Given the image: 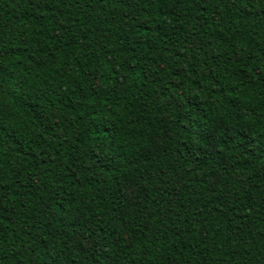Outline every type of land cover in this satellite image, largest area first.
I'll list each match as a JSON object with an SVG mask.
<instances>
[{
    "label": "trees",
    "instance_id": "1",
    "mask_svg": "<svg viewBox=\"0 0 264 264\" xmlns=\"http://www.w3.org/2000/svg\"><path fill=\"white\" fill-rule=\"evenodd\" d=\"M0 264H264V0H0Z\"/></svg>",
    "mask_w": 264,
    "mask_h": 264
}]
</instances>
